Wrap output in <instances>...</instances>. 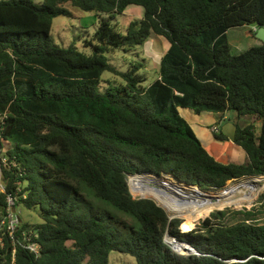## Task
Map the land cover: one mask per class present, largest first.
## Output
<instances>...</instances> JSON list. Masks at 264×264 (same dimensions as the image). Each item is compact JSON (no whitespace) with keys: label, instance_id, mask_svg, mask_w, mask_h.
<instances>
[{"label":"trees","instance_id":"16d2710c","mask_svg":"<svg viewBox=\"0 0 264 264\" xmlns=\"http://www.w3.org/2000/svg\"><path fill=\"white\" fill-rule=\"evenodd\" d=\"M68 7L110 21L133 8L142 15L124 34L101 20L86 54L51 42L52 19L72 16ZM254 22L264 28V0L0 1V156L8 166L0 163V210L5 194L20 187L21 206L39 219L22 227L37 233L39 255L18 247L15 264H108L112 251L136 264H264V224L254 222L253 208L224 207L180 233L179 219L168 221L127 185L148 173L207 195L264 176V43L232 54L227 37ZM151 34L168 44L157 79L148 83L144 59L124 73L108 64L105 53L133 49ZM103 72L120 81L100 93ZM179 109L232 113L233 142L247 161L214 160ZM243 117L252 122L239 125ZM168 227L197 255L174 253L164 243ZM7 250L0 264L9 263Z\"/></svg>","mask_w":264,"mask_h":264},{"label":"rangeland","instance_id":"374dc122","mask_svg":"<svg viewBox=\"0 0 264 264\" xmlns=\"http://www.w3.org/2000/svg\"><path fill=\"white\" fill-rule=\"evenodd\" d=\"M0 1H7V0H0ZM31 1L36 5H39L42 2V0H31ZM68 8L71 11L72 16L70 17L58 16L52 19L51 29H50L51 42L60 48H67L73 45L78 51L84 52L86 54H90L91 49L89 47H85L84 42L86 40L92 39L93 34L98 28L99 22L101 20L110 21L109 16L106 14L96 15L91 12L86 13V12H82L81 10H78L76 8H71V7H68ZM141 15L142 13L139 10V8H133L127 11V13H125L124 15L117 16L114 20H111L110 22L116 25V28L119 33L124 34L126 32L128 22L133 18L141 17ZM249 30L252 31L251 26L236 27V28H232L228 30V34H227L228 44L230 47V52L232 54H239L253 46L252 43L254 40ZM167 46L168 44L163 38L158 37L154 34H151V36L148 39H146L142 45L137 46L130 50H126V51H124L123 49H116L111 52L105 53V57L108 60V64H110L117 71L122 72V73L128 70L130 63L135 62V61L140 62L144 59L146 61L145 62L146 63L145 73L147 74L148 83H149L153 80L155 76V72L157 71L160 58L164 54L165 50L167 49ZM100 80L101 81L97 87V90L100 93H103L110 86V82L120 81L119 78L113 76L110 72H103ZM247 119L249 120L250 118H247ZM242 121L243 119L238 120L240 124L242 123ZM256 124H255V127H256ZM248 178H252V179L259 178L261 179L262 185H264V176L243 177V178L231 180V181H240L242 179H248ZM130 181H131V178H130ZM229 182L230 181H228V183ZM181 187L187 188L184 186H181ZM193 188L196 189V187H193ZM1 191H2V185H1V180H0V192ZM129 192L133 198H140V195L144 196L140 193L138 188L132 185L131 183H130ZM188 192H192V191H188ZM192 193H197L198 195H202V196L215 195V194L203 195L199 191H194ZM216 194H218V192H216ZM144 197L151 198L149 196H144ZM160 207H162V209L165 211L163 206H160ZM209 207H212L214 209L205 210L195 220L190 219V223H191L190 227H184V223L187 219L186 216H184L183 218L177 216L178 218L176 217L175 219L180 220V223L178 225V231L180 233H184V232L189 231L190 229H193L195 225L198 224L202 219L204 220L205 218L209 217L207 213H212L217 210L222 211V210L228 209L224 207L233 208V209H229L230 211H238L241 209H246L249 211L251 210V208H253L254 222L258 224H264V188L260 190V193L257 196L256 200L250 205L228 206V205H223V204L221 205L213 204L212 206H209ZM19 211H20L21 220L24 221L25 223L29 225H33L39 221L38 215L34 210H28L20 206ZM165 213L167 217L171 216L166 211ZM199 218L201 219L198 220ZM227 218L230 221H237V220L242 219V216L229 214ZM169 230H170V227L166 228V231L164 233V238L166 240L171 239V242L175 244L174 242H177L176 238L174 239L173 237L170 236ZM108 264H136V261L133 257L129 255H126V254H123L117 251H112L108 255Z\"/></svg>","mask_w":264,"mask_h":264},{"label":"bare ground","instance_id":"6f19581e","mask_svg":"<svg viewBox=\"0 0 264 264\" xmlns=\"http://www.w3.org/2000/svg\"><path fill=\"white\" fill-rule=\"evenodd\" d=\"M131 183L138 188L142 195L151 197L159 206H163L165 211L171 216L182 218L186 216L184 227H190V219H197L204 208L215 204L209 202L211 198L223 199L217 205H250L256 200L260 190L264 188L261 179L248 178L240 181H230L218 191V194L202 196L188 192L178 184L154 175L132 177ZM167 242L170 246H174L171 239H168ZM175 250L178 254H186L188 251L184 246H179Z\"/></svg>","mask_w":264,"mask_h":264},{"label":"crops","instance_id":"0c3cea01","mask_svg":"<svg viewBox=\"0 0 264 264\" xmlns=\"http://www.w3.org/2000/svg\"><path fill=\"white\" fill-rule=\"evenodd\" d=\"M252 37L254 40L252 45L259 46L261 42L254 38V36ZM157 78L158 76L155 72L153 80ZM179 113L188 123L194 135L199 140L201 146L212 158H214V160L224 165L243 164L247 161V155L245 152L233 142L235 130L234 122H236V120H234V115L229 112H226L222 115L211 112L195 114L192 110L188 109H179ZM245 118L246 117L241 118L243 119L241 124L238 122V120L237 123L241 126H245L252 122L251 119L248 120ZM213 126H217L219 128V133H221L223 140H217L215 138L214 134L211 132V127ZM258 128L259 125L256 124V133Z\"/></svg>","mask_w":264,"mask_h":264},{"label":"built area","instance_id":"2783aa9c","mask_svg":"<svg viewBox=\"0 0 264 264\" xmlns=\"http://www.w3.org/2000/svg\"><path fill=\"white\" fill-rule=\"evenodd\" d=\"M211 132L219 133L217 126L211 127ZM2 167L7 168L6 157L0 156ZM2 191L5 193L4 185ZM21 188H16L15 192L6 193L4 197V206L0 210V251L8 247L9 263L15 264L16 250L18 247L34 254L39 255L40 245L35 241L37 233L32 229H23V222L20 217L19 207L21 206L20 198H25L24 194H19Z\"/></svg>","mask_w":264,"mask_h":264},{"label":"water","instance_id":"95a60500","mask_svg":"<svg viewBox=\"0 0 264 264\" xmlns=\"http://www.w3.org/2000/svg\"><path fill=\"white\" fill-rule=\"evenodd\" d=\"M251 27L252 28H254V34H253V36H254V38H256L257 40H259L260 42H261V44L262 43H264V28L263 27H261V26H259L258 25V23H252L251 24ZM163 174H165V173H163ZM143 175H150V174H148V173H144V174H137V175H133V176H130V177H128V179H127V185H128V189H129V191H130V178H132V177H136V176H138V177H143ZM162 175V174H161ZM160 175V176H161ZM165 175H167V174H165ZM156 176V175H155ZM177 181V180H176ZM177 182H179V183H181V184H185V183H182V182H180V181H177ZM185 185H187V184H185ZM188 186H191V185H188ZM194 187H197V186H194ZM198 188V187H197ZM223 188V187H222ZM199 189V188H198ZM200 190V189H199ZM200 191H203V190H200ZM217 191V190H216ZM204 192H208V191H204ZM209 192H213V191H209ZM140 199H149V200H152L151 198H148V197H144V196H141L140 195ZM210 201L209 202H212V203H215V204H218V203H220V201H222L223 199L222 198H218V199H215V198H211V199H209ZM158 207H160L154 200H152ZM160 208H162V207H160ZM217 211H220V210H217ZM176 217H174V216H170V217H168V221H170V220H173V219H175ZM178 218V217H177ZM203 220V219H202ZM192 229H190L189 231H191ZM189 231H187V232H189ZM184 233H186V232H184ZM171 236V235H170ZM172 237V236H171ZM174 238V237H173ZM175 239V238H174ZM176 241L177 242H174L175 244H174V246H169V244H168V242H167V240L164 238V243L174 252V253H176V254H178L177 252H176V250H175V248H177V247H179V246H184V247H186L187 248V252H186V254H179V255H182V256H189V255H197V252H196V250L191 246V245H189L188 243H186V242H182V241H179V240H177L176 239ZM175 247V248H174Z\"/></svg>","mask_w":264,"mask_h":264},{"label":"clouds","instance_id":"9594fccd","mask_svg":"<svg viewBox=\"0 0 264 264\" xmlns=\"http://www.w3.org/2000/svg\"><path fill=\"white\" fill-rule=\"evenodd\" d=\"M252 31H253V33H254V28H252Z\"/></svg>","mask_w":264,"mask_h":264}]
</instances>
